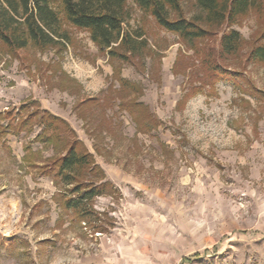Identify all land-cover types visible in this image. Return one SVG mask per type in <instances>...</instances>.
I'll return each mask as SVG.
<instances>
[{"label": "rangeland", "instance_id": "374dc122", "mask_svg": "<svg viewBox=\"0 0 264 264\" xmlns=\"http://www.w3.org/2000/svg\"><path fill=\"white\" fill-rule=\"evenodd\" d=\"M131 9L130 29L148 46L131 64L109 62L66 23V50H0V264H264V64L246 60L264 42V19L252 13L192 49ZM182 9L200 13L195 0ZM230 29L242 39L232 57L219 46ZM214 67L226 74L207 78ZM121 80L139 89L126 100L157 119L151 133L119 109ZM42 110L103 170L80 181L110 184L80 206L88 223L60 206L77 196L53 169L60 132H42L36 118L18 131Z\"/></svg>", "mask_w": 264, "mask_h": 264}, {"label": "trees", "instance_id": "16d2710c", "mask_svg": "<svg viewBox=\"0 0 264 264\" xmlns=\"http://www.w3.org/2000/svg\"><path fill=\"white\" fill-rule=\"evenodd\" d=\"M183 1L59 0V9H55L49 0H0V50L12 58H17L19 51L29 48L41 53L57 47L58 50H66L70 40L63 28V23H66L76 30L87 32L98 52L105 54L109 62L119 60L131 64L148 52L144 33L139 29H130L131 5L148 14L158 27L177 35L192 49L196 42L210 38L222 27L229 28L252 13L264 19V0H195V7L200 13L191 19L183 15ZM241 42V36L235 30L222 33L219 40L221 53L235 56ZM199 52L196 50L198 57ZM200 59L206 61L202 57ZM246 60L264 64V42L255 44ZM204 72L207 78H222L226 74L216 67ZM121 82L117 91L123 95L119 109L129 114L140 133H151L158 124L157 119L142 103L126 100V96L137 93L139 89L126 81ZM33 118H36L33 124L42 127V132L52 133L53 136L60 132L58 136L61 137L63 154L53 161V169L60 183L72 186L70 193L77 195L63 197L60 206L74 214L78 221L84 222L92 213L80 206L106 195L110 184L108 181L97 185L93 181H80L84 175H92L93 171L103 180L104 173L65 120L42 110L40 115L34 113L22 120L18 131L21 132Z\"/></svg>", "mask_w": 264, "mask_h": 264}]
</instances>
